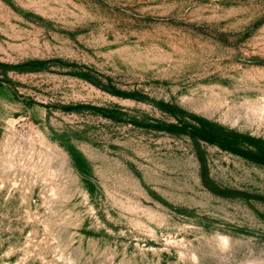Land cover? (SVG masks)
<instances>
[{"label":"rangeland","instance_id":"obj_1","mask_svg":"<svg viewBox=\"0 0 264 264\" xmlns=\"http://www.w3.org/2000/svg\"><path fill=\"white\" fill-rule=\"evenodd\" d=\"M0 264H264V0H0Z\"/></svg>","mask_w":264,"mask_h":264}]
</instances>
